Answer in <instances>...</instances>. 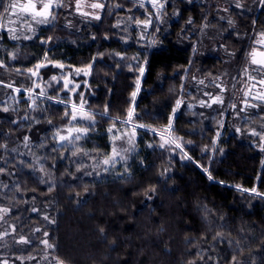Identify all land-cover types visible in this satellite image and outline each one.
I'll return each instance as SVG.
<instances>
[{"label": "trees", "instance_id": "16d2710c", "mask_svg": "<svg viewBox=\"0 0 264 264\" xmlns=\"http://www.w3.org/2000/svg\"><path fill=\"white\" fill-rule=\"evenodd\" d=\"M199 11L186 4L168 32L155 24L147 39L136 24L117 27L120 17H145L123 0L95 23L44 28L43 45L39 38L19 47L6 35L0 40L6 65L0 67V207L10 209L6 219L16 225L0 239V261L36 264L46 231L55 245L48 249L53 263L233 264L235 258V264H264V197L242 191L255 187L264 193V151L239 139L224 119L181 105L195 73L215 75L222 64L221 48L217 56H201L194 35L187 40L183 34L187 41L179 43V24L190 16L194 25L202 24ZM236 11L239 27L264 24L263 11ZM225 42L229 48L238 44L233 35ZM40 59L48 65L40 68L37 87L39 80L27 70ZM58 60L66 70H84L72 75L78 82L73 93L52 64ZM81 94L95 123L73 122L89 128L90 141L72 156L73 147H60L53 136L71 125L66 113L73 111L72 102L80 104ZM129 110L130 122L144 125L142 137L152 147L141 152L130 173L98 176L102 165H93L109 149L99 131L123 123ZM21 236L31 243H18Z\"/></svg>", "mask_w": 264, "mask_h": 264}, {"label": "flooded vegetation", "instance_id": "af4514ba", "mask_svg": "<svg viewBox=\"0 0 264 264\" xmlns=\"http://www.w3.org/2000/svg\"><path fill=\"white\" fill-rule=\"evenodd\" d=\"M120 1L123 0H79L80 6L79 9H77L78 0H60L63 6L54 9L55 20L51 23L36 24L29 19L34 31H29L27 24L23 23L16 16L12 17V19L16 21L12 24H9L7 20H3L2 23L9 28L15 29V35L20 38L13 40L10 38L8 32L0 30V40H3L6 35L11 39L12 43L18 46L23 43H33L39 38L43 45L46 44L44 41H47V33L42 32L44 28H48L47 30H49L50 27L63 26L72 30L73 27L78 26L81 22L91 21L95 23L96 20H99L94 18L96 15H99L101 19L107 13V10L112 9L114 3ZM125 1L132 5L133 11L144 15V19L148 18L151 14L152 24L147 29V36H150L155 24L156 26H160L161 24L164 25L165 30L168 32L174 20H180V17H177L180 13V9L188 3L191 4L192 7L200 10V17L202 13V16L205 18L202 24L194 25L195 23L192 22L191 16V19H183L184 21L179 24L177 33L182 34V41H179V43L184 44L187 40H193L190 38L194 35L201 56H212L211 54L213 52H216L215 56H217V52H219L221 48V68L227 66L226 68L229 70L230 76L228 75L226 81L222 83V77L219 71L215 75L205 74L210 77L208 85L206 83L200 85L199 80L198 84L202 88V93L199 92L200 87H198L197 93H208V89L209 93L215 92V96H220L221 99L226 102V105L230 107V110L222 115L224 116L226 128L229 129V127H231L233 134L239 139L256 149H260V151H264V140H261L260 136L252 134L253 130L264 133V101L259 99V96L264 94V85H260L256 83V81L248 79V76L245 74V69L251 72L252 68L256 67V65L250 63L251 58L249 53L256 50V59H264V57L259 55L260 52H264V46L256 43L257 40L264 39L259 35L260 33H264V24L249 28L238 26L237 29H221V25L224 24L225 21H234L237 23L234 10H237L236 12L238 13H243V15L250 12L236 7L232 4L233 1L228 4L226 0L225 2L221 0H166V2L165 0H160V3H164V8L159 10V15L156 14L158 8L153 7L147 0H143V7L140 6L141 0ZM209 1H211L210 3L213 8L207 6ZM10 2L11 0H0V15L3 14L4 6ZM97 2L104 3L105 7L103 9L91 8L90 5ZM18 3L25 4L27 0H18ZM224 4L229 7V14L227 13V16L231 20H224L221 18L223 11L221 8H223L222 6ZM17 11H19V9H17ZM253 11L258 13L259 11L264 12V2L259 5V8ZM262 16L264 17V13H262ZM76 17H79V21L77 20L75 22ZM189 21H191V23H189ZM205 25H207V27H205ZM136 26L138 27L137 24ZM43 34L44 36L41 37ZM183 34L188 36L187 40L184 38ZM25 35L32 36V39H24L23 36ZM227 35L235 36V39L238 41L236 48H229L226 45L225 40L227 39ZM210 40H213L214 44ZM151 42H154V37L151 39ZM226 56L231 58L229 62H226ZM213 77H215V81H213ZM252 105H256V107Z\"/></svg>", "mask_w": 264, "mask_h": 264}, {"label": "snow or ice", "instance_id": "6c2138e0", "mask_svg": "<svg viewBox=\"0 0 264 264\" xmlns=\"http://www.w3.org/2000/svg\"><path fill=\"white\" fill-rule=\"evenodd\" d=\"M147 2L149 4H151L153 7H157L158 11H157V15H159V10L164 8V3H160V0H147ZM166 2V0H165ZM262 2H264V0H262ZM63 6L62 3L60 2V0H27V3L25 4H20L18 3V0H11L10 3H8L6 6H4L3 8V14L0 15V30L6 31L9 33L10 38L15 40V39H19L20 37L15 35V29L13 28H9L6 25H4L2 23L3 20H7L9 24L15 23L16 21H14L12 19L13 16H16L19 20H21L23 23L27 24L28 26V30L29 31H34V29L32 28V23L29 22V19L31 20V22H34L36 24H48L51 23L53 20H55V15H54V9L57 7H61ZM79 0L77 2V9H79ZM91 8L93 9H103L105 7L104 3H93L90 5ZM141 7L144 6L143 0H141ZM242 5H240L239 3L236 4V7H241ZM117 7H119V5H117ZM17 9H19V11H17ZM225 11H227V9H225ZM95 19H100L99 15H96L94 17ZM137 24H141L143 25L145 28L149 27L152 24V19H151V14L149 15L148 18H146L143 21H136ZM189 23H191V21H189ZM231 23V21L229 22ZM205 27H207V25H205ZM260 37L264 38V33H260L259 34ZM24 39H32V36L29 35H25L23 36ZM45 43H47V41H44ZM256 43L258 45L264 46V39H260L257 40ZM10 55L12 56L13 59H15V53H10ZM256 55L257 52L256 50H254L253 52L249 53L250 56V63L252 65H256V67L252 68L251 72H249L248 69H245V74L248 76V79L256 81V83L260 84V85H264V59L261 60H257L256 59ZM259 55L261 57H264V52H260ZM48 57L47 55H45V60H47ZM54 67L60 68V69H64L65 65L63 63L60 62H52ZM46 65L43 63L37 64L35 67L36 69L45 67ZM0 67H6V65L4 64L3 61H0ZM70 67V66H69ZM88 69H91V64H89L87 66ZM32 76H36L38 75L37 71H33V69H28L27 70ZM82 71V69H75L76 74H80ZM142 71V70H141ZM254 73V74H253ZM84 74L86 75L87 72L85 71ZM71 75V70L67 73H64V77H67ZM52 80H57L56 76L51 77ZM3 82L0 81V84H2ZM201 84L204 83L203 80L200 81ZM6 87H12V85H5ZM65 86H67V80H65ZM255 86V85H253ZM37 87H39V85H37ZM76 87H78V85H76ZM139 90V88L137 87V91ZM15 91L17 93H19L21 91L20 88H15ZM24 91H30L29 89H25ZM39 95H44L43 92H40ZM136 93H132V96L135 97ZM205 95H209L208 93H205ZM259 99H261L262 101H264V94H261L259 96ZM63 102V101H61ZM213 103H223L222 99L220 96H216L213 98L212 100ZM206 102L201 101V104L204 105ZM33 104H35V100H33ZM83 94H81L80 96V104L77 105L75 102H72V109L73 111L70 113H66V115L69 116V124H72L73 126L70 128H66L63 131L66 132V134H61V130H57L56 134L53 136V139L56 140L57 144L60 145V147H65L66 144H72L73 145V149L71 152L72 156H76L78 153L82 152V148L76 146L77 142L79 140H81L84 136H87L88 132H89V128L88 127H76L73 122H76L78 120H88L91 124L94 125L95 123V115L94 113H85L82 116H77L76 114V109L79 107L81 109H83ZM179 106V102L178 105ZM207 106H211V104H208ZM253 107H256V105H252ZM3 111H8V108H4ZM107 107L105 108V112L103 113L104 115L107 114ZM128 119L124 120L123 123L127 124L131 121L132 117H133V111L129 110V112L127 113ZM25 119H27V117H25ZM137 127H144V125H136ZM169 128H171V123L169 124ZM109 132H112L113 129H109ZM239 131V130H238ZM253 135H257L260 136L261 140H264V133H260V132H256L255 130L252 131ZM24 141H25V146H27V143L29 141V137L25 136L24 137ZM128 143L132 144V138L128 137ZM2 147H6V145H3ZM160 147H164V144H161ZM55 147H53L52 151H55ZM129 151V149H123V150H118L115 146H113L112 152L108 155L107 158L102 160V164L103 165H111V166H115L116 163L119 162V160H125L127 159V156L125 155V153H127ZM84 155H88V153L84 152ZM40 171H44L43 167L41 166V168L39 169ZM79 170V169H78ZM0 171H3L2 169H0ZM105 171H107V168H105ZM205 171H207V169H205ZM89 175L91 173H88ZM212 177L209 176V179H211ZM51 187V186H50ZM154 191V189H153ZM242 191L244 192H250V193H254L256 195H259L261 197H264V193H260L257 188L253 187L252 189H242ZM10 211V209L8 208H3L0 209V212L2 213H8ZM0 219H3L2 216H0ZM45 219H47V217H45ZM53 223L55 222L54 220L52 221ZM103 231V229H101V232ZM7 232H5L4 234H0V239H3V236L6 235ZM45 236L48 235L47 232L44 233ZM218 236H222V234H217ZM18 243H24V244H29L31 243L30 240H28L26 237L21 236L19 241H17ZM42 244H44L47 248L50 249H54L55 245L49 243L48 240H42L41 241ZM19 259L23 260L24 257H19ZM29 259H35V257H29ZM57 259V264H63V261ZM233 264H235V258H233Z\"/></svg>", "mask_w": 264, "mask_h": 264}, {"label": "rangeland", "instance_id": "374dc122", "mask_svg": "<svg viewBox=\"0 0 264 264\" xmlns=\"http://www.w3.org/2000/svg\"><path fill=\"white\" fill-rule=\"evenodd\" d=\"M224 1L225 0H221ZM233 1V2H232ZM223 2V3H224ZM226 2L229 4L232 2L233 5L236 6V4H240L242 5L240 8L244 11H253L256 8H259V5L262 4V0H226ZM247 3V4H246ZM223 11H222V19L224 20H231L230 18H228L227 13L229 14V7H227V5H223L222 6ZM225 9H227V11H225ZM93 13V11H92ZM79 21V17L75 18V22ZM133 19L131 17H120L118 18V25L117 27H123V29L125 27H129L132 26L133 24H137L136 22L132 21ZM145 20V19H143ZM142 20V21H143ZM222 21V20H221ZM138 25V29H139V33L142 37L149 39L148 33H147V28H145L143 25ZM238 25L236 22L232 21L231 23L229 22H224V24L221 25V29H226V28H234L237 29ZM219 30V29H218ZM213 42V40H210ZM214 44V42H213ZM216 45V44H215ZM21 45H18V47ZM10 57L12 58V56L10 55ZM227 61L229 62L231 60V58L227 57ZM2 61V60H0ZM56 62V61H55ZM57 62L63 63L64 65H66L64 62H62L61 60H58ZM43 63L45 65H48V62L43 61L42 59H40L38 61L37 64ZM225 67H222L219 72L220 75L222 77V83H224L226 81V78H228L227 76H230V72L229 70H227ZM39 69L34 68L33 71H37V73L39 72ZM62 71L60 72L61 74L64 75V73L69 72L70 70H66L65 67L64 69H61ZM74 71H71V75L64 77V81L67 80V86L70 88V86H73L72 88V93L77 89L76 85H78V82L73 78V74L75 76H77L75 69H73ZM31 75V74H30ZM79 75V74H78ZM36 79V83L37 80L41 79L42 76L40 77L39 74L34 76ZM209 78L208 76H206L205 74L203 75L202 71L199 70L195 73V79H194V86L193 89L190 92V95L187 97L186 100H184L181 105H184L185 107H189L191 109H194L196 111H199L198 114H206L209 115L210 117L214 118H219V119H224V114H226V112H228V110H230V107L228 105H226V102L223 101V103H213L212 100L214 97H216L214 94L215 92L209 93V90L207 89V92L209 95H205V94H199L197 93L199 84L198 81L203 80L204 83L200 85H204L205 83L208 85L209 82ZM215 77H213V81H215ZM37 85L42 86L41 81L39 80V82L37 83ZM214 85V84H213ZM215 86V85H214ZM199 92L202 93V88H199ZM35 100V97L32 98ZM201 101L206 102L204 105L200 104ZM208 104H211V106H207ZM76 114L77 116H82L85 114V111L83 109H76ZM212 112V113H210ZM222 116V117H221ZM221 117V118H220ZM76 127H86V126H82L79 124H74ZM73 125H69L66 128H70ZM65 128V129H66ZM113 129L112 132H109V129ZM57 132V131H56ZM55 132V134H56ZM142 131L140 130V127H137L134 123L129 122L127 124L125 123H120V124H112L109 125L108 127L105 128V130L103 131H99V134H104L107 138V144L109 145V149L106 152V155L101 159L99 164H94L93 165V169H97L100 165H102V170L99 172L98 176H100L102 173H108L110 176H121L124 174H128L131 172L132 170V166L135 167L137 164H139L140 160V154L143 150H146L147 148H151L152 147V142L150 140H146V138L142 137ZM54 134V135H55ZM61 134H66V132L61 131ZM89 132L87 134V136H84L81 140H79L77 142L78 147L83 148L84 146H88L89 145ZM128 137L132 138L133 143L129 144L128 143ZM162 144L167 143V141L165 139H163L161 141ZM59 145V144H58ZM69 145L71 147H73L72 144H66ZM113 146H115L118 150H123V149H129V151L127 153H125V155L127 156L126 161L125 160H119L118 163L115 164V166H111V165H103L102 164V160L107 158L108 155L112 152ZM132 163V165H131ZM105 168H107V171H105ZM5 207H0V209H3ZM9 209V208H8ZM9 213V212H8ZM8 213H2L0 212V216L3 217V219H0V234H4L5 232L8 233H12L14 232V230L16 229V225L11 222V221H7L6 216L8 215ZM42 215L44 216V218L46 217V212L43 211ZM35 230H41L40 226H36ZM46 231L43 232V237L41 238L40 242L42 240H47V236L44 235ZM5 236V235H4ZM42 244V243H41ZM44 249H43V253L41 252V256L38 260V262L36 264H57V262H52L51 260V256L48 254V249L44 244H42ZM8 261L6 259H3L0 261V264H7Z\"/></svg>", "mask_w": 264, "mask_h": 264}]
</instances>
